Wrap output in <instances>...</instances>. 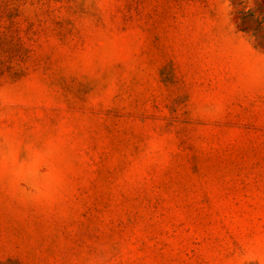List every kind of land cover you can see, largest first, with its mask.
Masks as SVG:
<instances>
[{
  "label": "rangeland",
  "instance_id": "374dc122",
  "mask_svg": "<svg viewBox=\"0 0 264 264\" xmlns=\"http://www.w3.org/2000/svg\"><path fill=\"white\" fill-rule=\"evenodd\" d=\"M0 264H264V0H0Z\"/></svg>",
  "mask_w": 264,
  "mask_h": 264
}]
</instances>
